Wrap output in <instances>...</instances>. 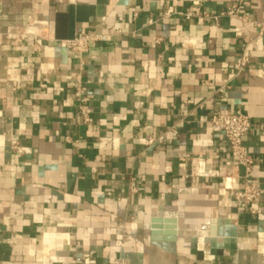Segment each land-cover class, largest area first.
I'll return each mask as SVG.
<instances>
[{"label": "crops", "instance_id": "crops-1", "mask_svg": "<svg viewBox=\"0 0 264 264\" xmlns=\"http://www.w3.org/2000/svg\"><path fill=\"white\" fill-rule=\"evenodd\" d=\"M233 1L0 0V264H264V0ZM239 111L255 213L209 123Z\"/></svg>", "mask_w": 264, "mask_h": 264}, {"label": "built area", "instance_id": "built-area-1", "mask_svg": "<svg viewBox=\"0 0 264 264\" xmlns=\"http://www.w3.org/2000/svg\"><path fill=\"white\" fill-rule=\"evenodd\" d=\"M243 0H234L228 10L222 12L230 17L243 18L239 11L240 5ZM206 17V16H204ZM46 24L44 21L33 19L26 29L19 34L20 39L24 40L28 35L38 37ZM121 32L120 23H115L111 30L106 33H79L74 37L63 40L64 46L72 51L79 59L83 60L84 55L88 52L91 42L100 41L106 42L111 40L112 36ZM7 39L12 38L11 33L5 35ZM25 48V47H23ZM89 56L87 55L88 58ZM249 62V57L246 52H242L236 59V68L242 70ZM75 96L78 100V107L81 114V119L85 123L91 122L89 117V109L87 106L88 96L84 94L80 86L75 90ZM209 123L212 130L221 132L226 138V144L229 150V158L224 166V180L225 183L230 181L231 167H243V183L241 186L232 187L230 184L226 187L232 190V199L240 206L246 207L250 212L255 213L260 210V197L261 190L258 184L249 179V173L252 166V158L243 144L244 136L249 132L252 127V120L250 116L244 112H216L209 117ZM15 152L20 153L22 149L17 145L13 146Z\"/></svg>", "mask_w": 264, "mask_h": 264}, {"label": "water", "instance_id": "water-1", "mask_svg": "<svg viewBox=\"0 0 264 264\" xmlns=\"http://www.w3.org/2000/svg\"><path fill=\"white\" fill-rule=\"evenodd\" d=\"M167 221V220H166Z\"/></svg>", "mask_w": 264, "mask_h": 264}]
</instances>
